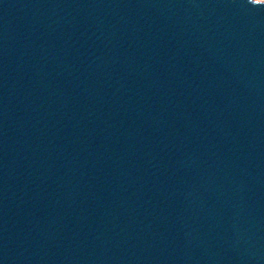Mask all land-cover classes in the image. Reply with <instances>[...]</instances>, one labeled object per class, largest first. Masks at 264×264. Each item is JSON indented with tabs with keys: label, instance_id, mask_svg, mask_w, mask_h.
Masks as SVG:
<instances>
[{
	"label": "water",
	"instance_id": "obj_1",
	"mask_svg": "<svg viewBox=\"0 0 264 264\" xmlns=\"http://www.w3.org/2000/svg\"><path fill=\"white\" fill-rule=\"evenodd\" d=\"M262 6L0 0V264H264Z\"/></svg>",
	"mask_w": 264,
	"mask_h": 264
},
{
	"label": "built area",
	"instance_id": "obj_2",
	"mask_svg": "<svg viewBox=\"0 0 264 264\" xmlns=\"http://www.w3.org/2000/svg\"><path fill=\"white\" fill-rule=\"evenodd\" d=\"M259 1H264V0H259Z\"/></svg>",
	"mask_w": 264,
	"mask_h": 264
},
{
	"label": "snow or ice",
	"instance_id": "obj_3",
	"mask_svg": "<svg viewBox=\"0 0 264 264\" xmlns=\"http://www.w3.org/2000/svg\"><path fill=\"white\" fill-rule=\"evenodd\" d=\"M262 7H264V6H262Z\"/></svg>",
	"mask_w": 264,
	"mask_h": 264
}]
</instances>
